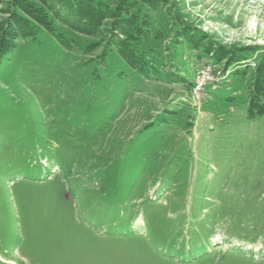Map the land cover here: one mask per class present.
<instances>
[{"label": "rangeland", "instance_id": "rangeland-1", "mask_svg": "<svg viewBox=\"0 0 264 264\" xmlns=\"http://www.w3.org/2000/svg\"><path fill=\"white\" fill-rule=\"evenodd\" d=\"M102 1L0 0V264H264V0Z\"/></svg>", "mask_w": 264, "mask_h": 264}, {"label": "trees", "instance_id": "trees-1", "mask_svg": "<svg viewBox=\"0 0 264 264\" xmlns=\"http://www.w3.org/2000/svg\"><path fill=\"white\" fill-rule=\"evenodd\" d=\"M65 1L68 4V7L74 8L75 11H77L78 13L83 15L84 17L85 16L90 17V16L86 15L85 11L87 9L90 10L87 12L97 13V14H101V15L104 13L106 15L108 12V10H105V8H104L107 4L105 1H102V0L97 1L96 4L94 3V0H65ZM120 10H121V8H120ZM77 12H75V13H77ZM110 13H112V12H110ZM117 13H113V14L115 16H117ZM31 15L36 16V19L38 20V22L40 24L45 25V26L48 25V23L43 22L44 20H39V17H43V16H39L38 14H33V13H31ZM98 16L99 15H96V17H98ZM121 17L123 18V16H121ZM44 18H46V16H44L43 19ZM122 18L119 21L123 24L125 19L124 18L122 19ZM122 24H120V27L122 26ZM139 28H140V26H136V28L133 26H130L127 30H125L124 37L128 41L129 45H132L131 43H133L137 39V37L139 36V30H138ZM31 31H32V28H31ZM262 78H263V80H262L263 83H262L260 90L258 91V93H257V91H254L255 94L257 93L256 99H255L256 100V106L254 107V109H258V111L260 113L264 114V77H262ZM254 87L256 89L257 85L255 84Z\"/></svg>", "mask_w": 264, "mask_h": 264}, {"label": "built area", "instance_id": "built-area-1", "mask_svg": "<svg viewBox=\"0 0 264 264\" xmlns=\"http://www.w3.org/2000/svg\"><path fill=\"white\" fill-rule=\"evenodd\" d=\"M222 79L221 71H217L212 65H207L204 67V71L201 72L198 78L197 86L195 88L196 92L205 90V87L212 82H220Z\"/></svg>", "mask_w": 264, "mask_h": 264}]
</instances>
